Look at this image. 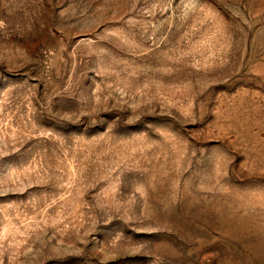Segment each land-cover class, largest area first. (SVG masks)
Listing matches in <instances>:
<instances>
[{"label": "rangeland", "instance_id": "obj_1", "mask_svg": "<svg viewBox=\"0 0 264 264\" xmlns=\"http://www.w3.org/2000/svg\"><path fill=\"white\" fill-rule=\"evenodd\" d=\"M0 264H264V0H0Z\"/></svg>", "mask_w": 264, "mask_h": 264}]
</instances>
